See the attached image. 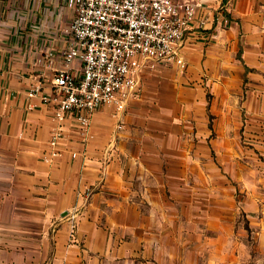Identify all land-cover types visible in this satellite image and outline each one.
<instances>
[{
    "label": "crops",
    "instance_id": "0c3cea01",
    "mask_svg": "<svg viewBox=\"0 0 264 264\" xmlns=\"http://www.w3.org/2000/svg\"><path fill=\"white\" fill-rule=\"evenodd\" d=\"M193 1L205 4L199 20L212 22L206 29L197 22L184 36L194 45L185 50L191 81L200 82L205 50L235 44L239 32L254 50L264 45V0ZM220 12L228 27L213 21ZM72 17L67 0H0V264H161L187 223L225 221L231 194L224 168L210 160L208 148L193 145L195 138L207 142L209 121L198 119L195 137L142 136L131 112L127 131L118 133L104 108L93 116L92 140L85 143L70 121L62 154L44 161L53 107L27 93L34 85L53 93ZM215 27L218 39L211 40ZM245 56L246 63L258 61ZM82 67L73 63L76 74ZM87 188L93 195L73 229L70 212L83 204Z\"/></svg>",
    "mask_w": 264,
    "mask_h": 264
},
{
    "label": "rangeland",
    "instance_id": "374dc122",
    "mask_svg": "<svg viewBox=\"0 0 264 264\" xmlns=\"http://www.w3.org/2000/svg\"><path fill=\"white\" fill-rule=\"evenodd\" d=\"M242 36L239 32L233 45L205 50L198 63L203 69L199 83L190 80L189 67L161 64L144 71L141 92L120 122L113 118L115 131L125 132L131 112L142 136L195 137L198 119L209 121L207 142L199 145L195 138L193 145L208 148L210 160L224 168L231 194L225 221L187 223L185 236L178 238L171 255H162L161 264H264V45L254 50ZM246 52V59L257 56L258 61L246 63Z\"/></svg>",
    "mask_w": 264,
    "mask_h": 264
},
{
    "label": "built area",
    "instance_id": "2783aa9c",
    "mask_svg": "<svg viewBox=\"0 0 264 264\" xmlns=\"http://www.w3.org/2000/svg\"><path fill=\"white\" fill-rule=\"evenodd\" d=\"M67 5L73 11L66 30L71 40L63 54L64 65L53 78V93H45L41 85H34L27 93L29 98L53 107L46 162L62 154L68 122L85 143L94 138L92 119L101 109L110 110L111 116L120 122L131 101L141 92L144 71L161 64L186 69L185 50L193 45L185 40L186 32L197 22L201 29L212 22L208 16L199 20V13L205 8L203 1L67 0ZM215 18L213 21L224 28L230 25L221 12ZM218 29L215 27L208 38L217 40ZM76 60L82 63L81 74L73 69ZM122 128L118 123L117 129ZM111 151L112 148L107 150ZM80 195L83 204L75 206L69 215L73 229L93 189L87 188Z\"/></svg>",
    "mask_w": 264,
    "mask_h": 264
}]
</instances>
